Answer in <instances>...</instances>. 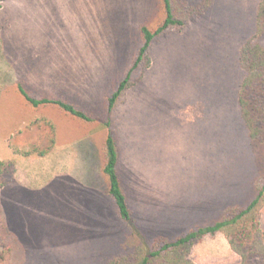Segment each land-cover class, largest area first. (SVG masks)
<instances>
[{"label": "rangeland", "instance_id": "rangeland-1", "mask_svg": "<svg viewBox=\"0 0 264 264\" xmlns=\"http://www.w3.org/2000/svg\"><path fill=\"white\" fill-rule=\"evenodd\" d=\"M260 0H213L181 31L159 37L151 64L111 113L132 220H120L100 172L104 131L16 90L99 107L157 23L156 0H3L0 5V264H106L138 235L152 242L251 197L264 143L245 125L240 52ZM139 72L135 76H138ZM55 143L45 155L26 154ZM264 228V210L262 213ZM196 264H241L226 237H201Z\"/></svg>", "mask_w": 264, "mask_h": 264}, {"label": "trees", "instance_id": "trees-1", "mask_svg": "<svg viewBox=\"0 0 264 264\" xmlns=\"http://www.w3.org/2000/svg\"><path fill=\"white\" fill-rule=\"evenodd\" d=\"M212 2L156 0L163 16H159L156 24L150 21L140 23L141 45L124 77L99 107L77 103L65 96L35 93L22 81L16 83L17 92L32 108H57L85 124H95L105 132L100 149V172L115 212L124 222H131L132 210L118 168L120 152L111 113L126 91L137 83L150 66L154 42L166 33L181 31L193 16L202 14ZM240 63L245 71L239 91L242 116L251 139L256 143H264V0L258 4L255 31L241 48ZM137 72L139 74L135 76ZM46 123L51 127L49 146L42 150L27 151L26 154L45 155L52 149L55 128L51 122ZM12 165L11 161L0 159V187L13 179ZM252 189L253 193L246 201L224 206L205 222L191 225L185 233L177 236L158 235L150 243L138 235L129 249L112 256L106 264H196L190 256L194 244L201 237L218 232L226 237L231 249L240 256L241 264H264V228L261 222L264 210V167ZM5 256L6 249L3 247L0 250V263Z\"/></svg>", "mask_w": 264, "mask_h": 264}]
</instances>
